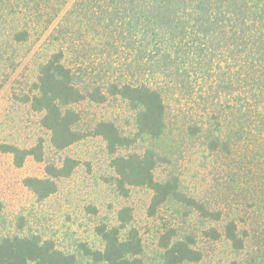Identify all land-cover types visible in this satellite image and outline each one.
Segmentation results:
<instances>
[{"label":"rangeland","instance_id":"obj_1","mask_svg":"<svg viewBox=\"0 0 264 264\" xmlns=\"http://www.w3.org/2000/svg\"><path fill=\"white\" fill-rule=\"evenodd\" d=\"M132 1L0 0V143L29 148L40 138L45 141L42 163L30 157L22 168H16L12 155L0 153V202L4 206L0 236H39L83 261L87 249L103 248L98 227L118 226L120 210L128 207L132 212L128 229L136 230L142 240L144 264H164L159 241L169 230L176 232V240L195 241L202 259L194 264H264V124L258 118L249 121L246 126L253 135L243 136L227 154V136L233 135V126L239 123L232 124L229 114L235 110L227 109V89L223 88L225 44L218 50L213 44L203 52L197 50L194 60L206 64L209 75L189 74L183 49L173 46L172 38L179 34L174 24H167L173 30L168 37H154L157 44L138 31L134 35L128 31L125 16L133 11ZM179 6L178 2L173 10ZM134 7L147 11L142 2ZM24 32L26 39L18 41L16 36ZM159 48L162 53L156 51ZM61 49L73 70L74 84L84 93L97 87L107 92L111 83L154 82L166 105L165 132L160 138L142 137L120 153L153 152L156 179L177 178L187 196L220 212V220H207L173 201L152 216V192L146 188H132L129 197H121L112 180V156L100 137L63 151L52 148L50 133L41 125L42 114L22 97L41 66ZM72 107L81 115L79 130L106 121L124 136L136 135L135 113L119 97ZM213 140H219L218 150H212ZM66 157L78 160L79 166L70 178L58 181L55 194L38 201L24 179L42 178L46 164H58ZM230 222L244 240L241 250L225 236ZM212 228L221 234L219 240L204 235Z\"/></svg>","mask_w":264,"mask_h":264},{"label":"trees","instance_id":"obj_2","mask_svg":"<svg viewBox=\"0 0 264 264\" xmlns=\"http://www.w3.org/2000/svg\"><path fill=\"white\" fill-rule=\"evenodd\" d=\"M139 2L144 3L145 13L135 9ZM178 2L181 6L173 10ZM132 6L133 11L125 16L129 19L126 22L128 31L132 34L138 31L148 36L152 43L157 44L155 38L172 33L167 24H174V30L179 34L172 38L173 46L183 49V64L189 74L192 71L194 75H209V67L194 60L197 50L203 52L208 44L218 50L225 44L222 51H227V76L223 77V88L227 89V109L235 110L229 114L234 118L232 124L239 123L233 126V135L227 136L225 149L230 154L243 136L253 135L251 128L247 127L249 121L258 118L259 123L264 124V0H133ZM26 35L24 32L16 37L18 41H24ZM156 51L163 52L161 48ZM204 58L207 60L208 56L204 55ZM154 86L150 80L111 83L107 92L97 87L84 93L74 84L73 70L66 64L65 52L61 49L41 66L36 81L22 101L42 114L41 125L50 133V144L57 151L66 150L90 137L102 138L112 156V180L116 191L127 198L132 188L149 189L152 192L150 215H155L163 205L173 201L190 207L207 220L218 221L221 213L210 211L195 198L187 196L177 178L156 179L157 158L153 152L120 153L130 149L142 137L160 138L164 134L166 105L162 92ZM108 97L121 98L134 111L136 135L133 138L122 135L114 123L106 121L98 122L89 130L77 129L81 115L72 106L84 101L103 104ZM211 148L218 150L219 140H213ZM0 153L12 155L16 168H22L30 157L42 163L45 141L40 138L29 148L0 143ZM78 166L79 161L71 157L58 164H46L42 178L27 177L24 185L38 201L46 200L58 191V181L70 178ZM3 210L0 202V226ZM118 217V226L98 227L103 248L87 249L83 261H79L75 254L58 249L53 241L16 234L0 236V264H144L142 240L136 230L128 229L131 210L128 207L121 209ZM175 233L169 230L160 238L163 263L200 262L202 254L194 248L195 241L192 238L176 240ZM204 235L213 240L221 238L215 228L205 231ZM225 236L235 249L244 248V240L235 223L227 224Z\"/></svg>","mask_w":264,"mask_h":264}]
</instances>
